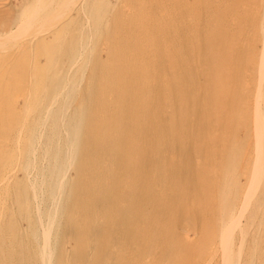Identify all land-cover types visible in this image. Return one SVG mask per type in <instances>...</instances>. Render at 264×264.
Here are the masks:
<instances>
[{"label": "rangeland", "instance_id": "374dc122", "mask_svg": "<svg viewBox=\"0 0 264 264\" xmlns=\"http://www.w3.org/2000/svg\"><path fill=\"white\" fill-rule=\"evenodd\" d=\"M107 1L110 5L115 2ZM120 1L125 3L124 11L132 12L133 21L134 18V22L140 20L144 29L148 30L144 36L130 31L126 34L127 38H133L132 34L141 40L148 37V41L158 45V51L155 55L152 53L153 57H149L150 53L147 52H151V49L147 48L140 49L142 53L131 54V58L138 59L140 58L137 55H144V58H141L146 63V71L142 80H147L146 90L150 95L143 97L136 88L134 78L140 76V71L134 61L130 60L126 64L124 78L127 93L123 94L119 83L116 85L114 81L112 87H109L110 90L108 89V93L123 104V113H119L117 105H114L116 101L112 100L111 111L119 119L118 131L123 132L121 139L125 149L118 146L110 133L106 134L104 140L97 142L98 145L90 134L85 133L81 140V149L87 147L94 150L90 152L93 159L97 156L101 161L113 160L116 167L130 171L132 169V181L126 186L125 178H118L107 190L99 189L97 196L95 194L96 197H91L92 183L96 185L98 181L105 179V173L97 171L102 177L98 180L94 169L96 165L93 166L92 160H87L86 167L85 163H81L82 160L74 158L73 164L64 172L70 182H75L73 192L62 205L76 218L71 217L72 223L69 227L64 221V216L56 215L50 237L52 264H58L60 253L64 251L71 257V264H121L124 258L126 263L123 261V264H226L224 258L227 256L224 257L221 239L227 238L228 234L229 264H264V127H261L263 133L261 139H258L260 143H257L254 130V120L257 117L262 119L264 126V64H261L264 62V0ZM130 3L136 5L129 9ZM29 5L30 0H0V24L2 21L6 23L0 25V31L3 27L6 28L5 25L8 26L7 20L9 24L19 23L21 9L26 10L30 8ZM52 5L55 7V3ZM75 6L72 12H69V17L82 15L76 14L80 5ZM142 9L151 11V15L148 17L138 14ZM111 16L108 9L102 19L111 22ZM75 23L69 25V28L72 29ZM110 31V36L115 38L117 31L113 26ZM43 32L37 33L43 37L42 41H35V38H29L28 34H25V37L13 35L19 38L15 40V37H9L12 32L7 35L9 39L5 36V39H2L3 42L8 40L11 48L5 51L9 43L5 44L6 47L3 42L0 45L4 47H0L4 49L0 51V246L5 252L4 258L0 257V264H34L30 256L33 243H30V246L25 241H29L28 234L25 233L28 224L16 203V183L23 182L24 178L30 183L36 181L32 203L34 208L39 206L42 210L38 215L41 225L47 219L46 210L52 207V202L44 199V187L39 186L41 175L38 170L47 162L44 159L46 157L40 156L42 139L37 138L38 143H35L34 151L30 155L32 163L24 171L19 167L23 157L18 155L16 149L17 137L24 133L20 124L31 118L30 109L36 102L32 101L33 104L28 107L31 102L27 103L25 100L29 73H32L28 67L31 52L34 49L38 62L43 64L45 48L42 43L53 38L50 32ZM103 35L102 33L98 40V48L94 47L93 58L89 60V63L95 62H91L89 66L95 64L98 70L104 66L102 63L99 68L97 63L104 60L107 47ZM173 41L176 42L179 52L174 53L175 50L171 48V45L174 46ZM146 56L150 60H147ZM190 58H195L193 64ZM68 61L71 63L76 60ZM169 61L172 64L169 65ZM109 66L105 65L103 71L110 69ZM89 82L85 74L80 80L75 99L70 101L69 108L81 100V94L88 98L90 105L93 103L96 86L94 81ZM84 86L88 90H85ZM61 89L58 88L57 93L65 90L66 86ZM254 115L257 116L255 119ZM39 129L42 131L41 127ZM258 144H261V158L257 156ZM94 145L97 149H92ZM9 156L12 157L11 160H8ZM255 161L261 165L256 186L252 183L255 180L251 179V166L253 167L252 162ZM78 167H82V170ZM75 170L83 173L82 178H94L77 180ZM23 174L26 177H22ZM84 188L87 192V189H90L89 193ZM248 191L252 193L249 201ZM242 205H245L244 209ZM94 212L95 219L90 216ZM86 236L91 238L88 240L90 246H87L84 240L87 239ZM15 237L23 240L22 247L13 242ZM76 240L83 241L87 249L85 245L84 248L83 245L79 246L83 252L78 248L79 251L75 250L76 247L72 248ZM77 251L78 254L81 253L79 256L77 254L78 257L75 254ZM89 254L88 261H84L83 257ZM76 259H79L77 263L74 261ZM115 259H118L117 263Z\"/></svg>", "mask_w": 264, "mask_h": 264}, {"label": "bare ground", "instance_id": "6f19581e", "mask_svg": "<svg viewBox=\"0 0 264 264\" xmlns=\"http://www.w3.org/2000/svg\"><path fill=\"white\" fill-rule=\"evenodd\" d=\"M30 1H31V5H29L30 8H27L26 10L21 9L22 11L19 13V16H18V22L19 23L13 22V24H9L8 20H7L8 26L5 25L6 28L3 29L4 28L3 27L0 31V45H2L1 42H3L2 39L4 38V36L7 38V35L12 33V32L14 34L12 33V35L9 36L10 38L15 37L13 35H16V34H19L22 37L25 34L26 35L28 34V35H30L29 38H31V39L35 38V41H42V39H43V37L38 36L37 33L47 31L48 33L50 32L53 35V38L48 40L46 43L45 42L42 43L43 47L45 48L43 51V55L45 57V59H44L45 61L43 64H40L38 62L37 54L34 52L35 50L33 49V52L30 51L31 52V55H30L31 59H30V62H28V67L31 68L30 71H32V73L31 72L29 73L31 80L29 78V81H27L28 82L27 87H26L27 88V92H26L27 99L25 97V100L27 101V103L31 102L30 106H28V104H26L28 107H31V105L33 104L32 101L33 102L36 101V102H34L35 106L31 107V109H30L31 113H32L31 118L20 124V127L24 130V133L23 134L19 133L21 135H18V137H17V141H16L17 146L14 144L17 147L16 149H17L18 155H20V157H23V160L20 163L19 162L18 163H19L20 169L24 171V169H26L27 166L32 163V161L30 159V155L34 151L35 143H38L37 138L42 139V143H41V147H42L41 152L42 153L40 156L46 157L44 159H46L47 162H46V165L44 163V165H45L44 167H42V165H41L40 168L38 167L39 170L37 169L38 171H40V175H41V180L39 179L40 182L39 181L38 182H39V186L44 187V199H45V201L49 200L52 202L51 208L49 207V209H48L46 207V209H48V210H46V216H45L47 219L45 220V223H43V225H41L40 217L38 216L41 214L42 210L39 209V206H35V208H34V205L32 203V197L34 198L33 195L35 194L34 191H35V185H36L35 182L36 181H34L33 183H30L26 180V178H24L25 180L23 182L20 181L19 183H16L17 189H15V192H16V203L18 204L20 213L26 219V222L28 224V227H27V230L25 233L28 234L27 237L29 238V241L27 239L25 241L28 244L33 243L32 255H30V256L33 259L34 264H52V257H51L52 255H51V251H50V237L52 235V229L51 228H52L54 221L56 220V215L58 214L61 217L64 216V221L66 222V224L69 227H70V224L72 223V219H71L72 216L69 213L70 211L68 210V208H66L62 204L64 203V201L66 202L67 199L70 198L71 193L73 192L72 187H73V184L75 182L74 183L72 181L70 182L69 179L66 178L64 172H65V170H67L66 168L69 165L73 164L74 158L77 157V159L82 160L81 163L82 162H83V164L85 163L84 165H86L87 160H92L93 166L96 165V166H94L96 173L98 174L97 171H104V173H105V176H104L105 179L98 181L97 182L98 186H97V184L95 185V183H92V185H91L90 181H88V183H90L89 185H91L92 188H91V190L87 189L88 192L85 190L87 187L84 188V190L87 193H89V190L91 192H93V194H91V197L92 196L96 197L99 189L101 190L103 188V189L107 190L109 187H111V184L113 183V181L115 182V180L118 178H125L126 186L131 184L132 179H130L131 178L130 172L132 171V169L130 171V169H124V168L121 169L119 167H116L113 160H112V162L101 161V160L97 159V156H96V158L93 159L91 157L92 155L90 152L94 151V150H89L90 148L87 149V147L81 149V140L84 138V134L88 133L95 139L94 140V141H96L95 144L98 145L97 142H101L102 140H104L106 134L110 133L112 135V137H114L116 139V143H118V146H120V148H122V149H125V146L123 145L124 141L122 140L123 138L121 137V133H123V132L118 131V124H119L118 120L119 119L111 111L112 100L116 101V104H114V103L113 104L117 105V112L119 111V113H121L123 111L122 110L123 104L119 101V99H116V98L114 99V97L108 93V89L113 84V81H114V82H116V85H117V83H119V89L122 91L123 94L127 93L126 83L124 82V78L126 76V69H127L126 64H128L130 62V60H133L134 64H136L138 66V69L140 71L139 72L140 76H137V78H134V81L137 83L136 88H138V90L140 91V93L143 97H149L150 93H149V91L146 90V88H148V85H147L148 82H147V80L146 81L142 80L143 77L145 76V71H146L145 70L146 69L145 68L146 63L143 59L144 55L143 56H142V54L137 55L140 59L131 58V57L136 52L142 53L140 51V49H145V48H147L148 50L151 49V52L150 51L147 52V53H150L149 57H151L152 53H154L153 55H155V52L158 51V45L156 43H153L151 40L148 41L147 40L148 37L141 40V38H136V36L132 33H131L132 34L131 37H133V38H127L126 34H128L130 31L136 33L137 35L141 34L144 36L145 32L146 31L148 32V30L144 29L143 24L141 22H139L140 20L138 22H134L135 21V18H134V21H133L134 16H133L132 12L129 13V12L124 11L123 7H125L124 6L125 3H123V1L121 2L120 0H114L115 2L113 5H110L107 0H30ZM125 2H129V1H125ZM53 3H55V7H54V5H52ZM77 4H79L80 6L78 7L76 14L80 13L82 15L77 16L76 17L77 19L69 17V14H70L69 12L71 10H73V8L76 7L75 5H77ZM135 5H136V3H135ZM135 5H131V3H130L129 9L133 8ZM108 9H109V12L112 14V16H111L112 21L111 22L107 19L106 20L102 19L103 14ZM137 10H140V8L139 9L137 8ZM149 13H151V11L146 10V9H142L141 12L139 11L138 14H144V16L149 17L151 15ZM79 17H80V19H79ZM4 21L6 22V20H4ZM2 23H4V22L2 21L1 24ZM74 23L76 25L72 26V29L69 28V25L71 26ZM4 24H6V23H4ZM170 24H172V23H170ZM112 26H113L114 30L117 31L116 37L119 36L120 38H116V37L112 38V36H110V34L112 32V31H110V29L112 28ZM165 27H166V25H165ZM161 30H163V27L161 28ZM262 30H263V28H262ZM45 32H43V33H45ZM102 33L104 34L103 36H105L104 37V43L107 45V47L105 46L106 47L105 58L103 61H99L98 63L97 62L96 63L99 65V68H100V66H102V63L104 65L103 68L105 67V65L109 64L110 69L108 68V70H104V71H103V68L98 70V68H96L97 65L95 66V64H94V66L93 65L91 67L89 66L90 63L92 62L91 61L89 63V60L91 59V57L93 58V55L95 53L94 47L97 46V44L99 42L98 40H99ZM15 38H13V39L19 40L18 37H15ZM29 38H26V39H29ZM149 38H151V37H149ZM7 39H9V38H7ZM21 39H24V38H21ZM31 39H29L30 42H32ZM137 40H139V42ZM7 41L8 40H5V42H3L4 46H5V44L9 43ZM175 43L176 42L173 41L174 46L171 45V48L173 49V51L175 50L174 53H176L178 51V47L176 46ZM13 44H15V43H13ZM89 45H90V47H89ZM6 46H8V47H7V49H5V51L9 49L10 43H9V45H6ZM14 46L12 47V49L14 48ZM0 47L4 48L3 46H0ZM97 48H98V46L96 47V49ZM103 48H104V46H103ZM261 48H259V49H261ZM147 49H145V50H147ZM3 50L4 49H0V51H3ZM259 51L262 52L263 50H259ZM2 54H4V53H2ZM14 54H15V50H14ZM131 54H133V55L131 56ZM153 55H152V57H153ZM75 56H76V58H74ZM22 57L24 58V55H22ZM141 57H143V58H141ZM145 58H147V60H150V58H148L147 56ZM178 58H180V56ZM69 59L70 60L71 59L76 60V61H74V62L72 61L70 63V61H68ZM157 59H159V58H157ZM193 60H195V58ZM193 60H192L191 64H193V62H194ZM28 61H29V59H28ZM172 61H175V60H172ZM259 61L261 63L260 58H259ZM92 63H95V62H92ZM170 64H172V63H170V61H169V65ZM261 64L263 65L264 62H262ZM7 66H8V64H7ZM168 68H169V66H168ZM27 69H29V68H27ZM260 69H261V67H260ZM177 70H178V68H177ZM4 71H2V72H4ZM258 71H259L258 73L261 74L260 70H258ZM261 72H262V70H261ZM85 74H86L87 81L88 82L90 80L94 81L95 86H96L95 93H94L95 96L93 97V101H92L93 103H91V105H90L88 98L83 97L81 94V98L79 97L81 100L76 101L77 103L74 106H71V108H69L70 101L73 98L75 99V96H76L77 92L79 91V90L77 91V89L80 88L79 87L80 80H81V78H84ZM6 75H7V73H6ZM256 75H258V74H256ZM153 77H155V76H153ZM173 77H174V75H173ZM169 78H171V76ZM5 79H7V78H5ZM259 79H261V78H259ZM127 80H129V79H127ZM164 80H166V79H164ZM167 81H168V79H167ZM257 82H258V80H257ZM89 83H92V82H89ZM90 85L91 84H89V86ZM65 86H66V89H65ZM84 87H85V90H88L86 86H84ZM58 88H62L65 90L61 91L62 90L61 89L60 90L61 92L59 91L60 93H57ZM256 88H257V86H256ZM92 90L94 91V88ZM255 94L256 93H254V95ZM88 95H89V93H88ZM55 97H56V99H55ZM58 99H59V102H58ZM155 101L156 100L154 99V102ZM114 107L116 108V106H114ZM158 107H160V106H158ZM151 108H152V106H151ZM26 109H28V108L26 107ZM252 109H253V107H252ZM256 114H258V113H256ZM124 115H126V114H124ZM151 116H152V114H151ZM127 117H129V116H127ZM251 117H253V116H251ZM256 117L257 116L254 115V119ZM260 119L261 118L257 117L256 120H254V125H255L254 130H256L255 136L257 138V143H260V140L258 142V139L262 136V133H263L262 128L264 127V126H262L263 121H262V119L261 120ZM148 120H147V122H148ZM157 122H158V120H157ZM13 124H15V123H13ZM39 127L42 128V131L39 129ZM3 129H5V128H3ZM122 130H120V131H122ZM3 133H5L4 130H3ZM148 133H149V131H148ZM124 139H125V137H124ZM262 140H261V142H262ZM127 141H129V140L127 139ZM135 141H136V139H135ZM85 143H87V142H85ZM260 145L258 144V146H257L258 147L257 148L258 149V155H257L258 157H260V154H261L260 150H259ZM95 147L96 146L94 145L92 149H94ZM115 148H116V146H115ZM35 149H37V148H35ZM95 149H97V148H95ZM253 151H255V149ZM2 153H4V152H2ZM10 153H12V152H10ZM254 156H255V154H254ZM94 157H95V155H94ZM11 159H12V157L9 156L8 160H11ZM252 159H253V157H252ZM80 160H78V161L80 162ZM257 160H259V158H257ZM7 162H9V161H7ZM252 163H254V164H252ZM252 163L251 164L253 165V167L251 166V170H252L251 171L252 172V175H251L252 178L251 179L255 180V181H252V183H255L256 181H259L258 177H260L259 173L261 172L260 171L261 165L259 162H256V161L252 162ZM35 164H36V162H35ZM84 165H82V166H84ZM2 166H3V164H2ZM86 167H87V165H86ZM78 168H80V167H78ZM25 172H26V170H25ZM121 172H123V175H121ZM91 173H92V171H91ZM25 174H23L24 176H22V177H26ZM82 174H81V171L77 170L76 171L77 176L75 177V179H77V180L81 179L82 180L84 178L85 180H89L92 178V176H90L91 178L87 177L88 179H86V177H84V176L82 178ZM92 175H93V173H92ZM249 175H250V173H249ZM101 178H102L101 174H98V180H100ZM81 180H79V181H81ZM84 183H85V181H84ZM101 183H103V185H101ZM81 184H83V183H80V185ZM256 184H258V183H255V186H256ZM85 186L86 185H84V187ZM133 186L135 187V184H133ZM82 187H80V188H82ZM256 189H257V187H256ZM95 194H96V196H95ZM102 194H103V192H102ZM248 194L250 196V194H252V193H249V191H248L247 195ZM108 195H109V193H108ZM251 196L249 199L247 198L248 201L251 199ZM160 198H162V197H160ZM75 201H77V200H75ZM246 202H243V203H246ZM75 205H77V204L75 203ZM245 205H242V207ZM96 207H98V206H96ZM33 208H34V214L32 213ZM71 208H73V207H71ZM243 209H244V207H243ZM80 212L82 213V211H80ZM79 216H81V215H79ZM90 216H93V218L95 219L96 218L95 212H94V214H92ZM72 218H76V217L73 216ZM78 218L79 217H77V219ZM83 218L84 217H82V219ZM85 219L88 221L87 218H85ZM94 222H95V220H94ZM90 223H91V221H90ZM240 226H241V224H240ZM230 227H232V226L230 225ZM70 232H68V233H70ZM227 233H229V232H227ZM79 237H80V235H79ZM229 237L230 236L228 234L227 238L223 237V239H221L223 250L225 252L224 257L227 256V258L226 257L224 258L226 260L225 261L226 264H229V262H227L228 261L227 259H229L228 258V252H227L228 245H230V243L228 241V240H230ZM91 238H92V235H91ZM91 238L87 237V239H84V240H86L87 246L89 245L88 242L91 240ZM239 238H240V236H239ZM80 240H81V237H80ZM107 240H109V239L107 238ZM13 242H15L16 244H19L20 247H22L21 244L23 243V240H21L19 237H18V239H16V237H15ZM78 243L80 245H78ZM82 245H83V241H77V242H75L74 247L72 246V248L76 247L75 248V250H76L77 248L79 249ZM84 245H83V248H84ZM219 245H221V243ZM30 246H32V245L30 244ZM85 248H86V245H85ZM72 250H74V249H72ZM21 251L20 252L23 254V250H21ZM78 251L75 253L76 257H78L79 254H81L80 252L82 250H80L79 254H78ZM238 251H239V249H238ZM8 252H9V249H7V253ZM4 253L5 252L3 250V247L0 246V257H3ZM67 253H68L67 251L60 253L58 264H71L72 259H71V257L67 256L68 255ZM77 254H78V256H77ZM90 254L83 257V260L88 261ZM6 255H5V257H6ZM122 255L123 254H121V256ZM82 256H83V254H82ZM91 256H92V254H91ZM75 258H73V259H75ZM127 258H129V256ZM119 259H121V258L119 257ZM117 260H116V263L118 262ZM121 260H120V262H121ZM74 261H76V263H77L79 261V259H78V261H77V259ZM123 261H125V258L122 260V262ZM145 261H147V260H145ZM150 261H151V259H150ZM122 262H121V264L124 263V262L123 263ZM125 263H126V261H125ZM72 264H74V263H72Z\"/></svg>", "mask_w": 264, "mask_h": 264}]
</instances>
